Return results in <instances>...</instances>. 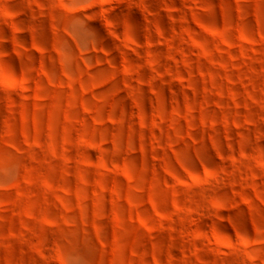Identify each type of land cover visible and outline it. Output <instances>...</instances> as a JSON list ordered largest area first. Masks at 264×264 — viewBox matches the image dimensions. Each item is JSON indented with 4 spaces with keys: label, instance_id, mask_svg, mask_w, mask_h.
<instances>
[{
    "label": "rangeland",
    "instance_id": "obj_1",
    "mask_svg": "<svg viewBox=\"0 0 264 264\" xmlns=\"http://www.w3.org/2000/svg\"><path fill=\"white\" fill-rule=\"evenodd\" d=\"M0 264H264V0H0Z\"/></svg>",
    "mask_w": 264,
    "mask_h": 264
},
{
    "label": "clouds",
    "instance_id": "obj_2",
    "mask_svg": "<svg viewBox=\"0 0 264 264\" xmlns=\"http://www.w3.org/2000/svg\"><path fill=\"white\" fill-rule=\"evenodd\" d=\"M2 58V57H0ZM16 84L14 75H10L6 65L0 63V87L11 88Z\"/></svg>",
    "mask_w": 264,
    "mask_h": 264
}]
</instances>
